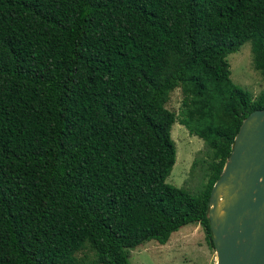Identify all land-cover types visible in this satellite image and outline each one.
I'll return each mask as SVG.
<instances>
[{
  "label": "trees",
  "instance_id": "1",
  "mask_svg": "<svg viewBox=\"0 0 264 264\" xmlns=\"http://www.w3.org/2000/svg\"><path fill=\"white\" fill-rule=\"evenodd\" d=\"M248 42L264 80V0H0V264H131L187 225L215 250L213 186L264 109L231 79ZM177 122L206 143L201 195L167 182Z\"/></svg>",
  "mask_w": 264,
  "mask_h": 264
},
{
  "label": "water",
  "instance_id": "2",
  "mask_svg": "<svg viewBox=\"0 0 264 264\" xmlns=\"http://www.w3.org/2000/svg\"><path fill=\"white\" fill-rule=\"evenodd\" d=\"M208 218L215 264H264V109L243 121Z\"/></svg>",
  "mask_w": 264,
  "mask_h": 264
},
{
  "label": "rangeland",
  "instance_id": "3",
  "mask_svg": "<svg viewBox=\"0 0 264 264\" xmlns=\"http://www.w3.org/2000/svg\"><path fill=\"white\" fill-rule=\"evenodd\" d=\"M233 82L249 92L256 100L264 90V80L253 65L252 43L244 44L239 51L229 55ZM183 93L180 88L174 90L167 108L179 116L182 111ZM172 139L176 145V163L167 182L176 187L185 188L194 195H201L207 184L206 171L202 165L208 160L204 140L190 134L179 122L173 125ZM88 255V261L94 256L83 251L78 256ZM211 254L216 252L208 244L206 234L200 225H187L174 233L166 245L151 241L130 251L131 264H214Z\"/></svg>",
  "mask_w": 264,
  "mask_h": 264
},
{
  "label": "crops",
  "instance_id": "4",
  "mask_svg": "<svg viewBox=\"0 0 264 264\" xmlns=\"http://www.w3.org/2000/svg\"><path fill=\"white\" fill-rule=\"evenodd\" d=\"M210 261L212 262V263H216V258H215V255H212L211 254V259H210Z\"/></svg>",
  "mask_w": 264,
  "mask_h": 264
}]
</instances>
